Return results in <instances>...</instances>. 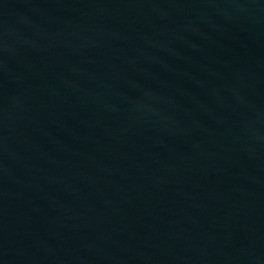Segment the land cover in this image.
<instances>
[{
  "label": "water",
  "instance_id": "95a60500",
  "mask_svg": "<svg viewBox=\"0 0 264 264\" xmlns=\"http://www.w3.org/2000/svg\"><path fill=\"white\" fill-rule=\"evenodd\" d=\"M0 264H264V0H0Z\"/></svg>",
  "mask_w": 264,
  "mask_h": 264
}]
</instances>
